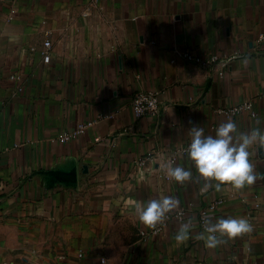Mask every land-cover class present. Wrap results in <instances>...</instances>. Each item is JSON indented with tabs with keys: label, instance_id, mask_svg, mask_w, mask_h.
<instances>
[{
	"label": "crops",
	"instance_id": "obj_1",
	"mask_svg": "<svg viewBox=\"0 0 264 264\" xmlns=\"http://www.w3.org/2000/svg\"><path fill=\"white\" fill-rule=\"evenodd\" d=\"M139 93L157 117L134 115ZM263 96L264 0H0V264H264V179L205 189L184 153L193 125L264 131ZM164 196L183 219L146 227L135 206ZM205 211L251 230L209 249Z\"/></svg>",
	"mask_w": 264,
	"mask_h": 264
},
{
	"label": "clouds",
	"instance_id": "obj_2",
	"mask_svg": "<svg viewBox=\"0 0 264 264\" xmlns=\"http://www.w3.org/2000/svg\"><path fill=\"white\" fill-rule=\"evenodd\" d=\"M234 121L228 120L218 125L214 135H205L199 125L189 128L190 143L186 149L187 157L194 165L200 178L206 181L205 189L214 186L217 190L222 185L234 189H243L246 185H253L258 179H264V174L254 170L250 162L253 145L264 149V131L253 129L250 132L239 133ZM167 175L170 179L183 184L192 177V171L180 165H168ZM178 202L168 196L153 199L147 203H138L135 210L139 221L146 227L155 228L162 223L166 214L177 207ZM205 229L199 238L207 248L212 249L222 243L223 237L236 238L251 230L249 221L239 218H219L211 222L204 220ZM191 223L180 225L176 234L177 243H183L189 238Z\"/></svg>",
	"mask_w": 264,
	"mask_h": 264
},
{
	"label": "built area",
	"instance_id": "obj_3",
	"mask_svg": "<svg viewBox=\"0 0 264 264\" xmlns=\"http://www.w3.org/2000/svg\"><path fill=\"white\" fill-rule=\"evenodd\" d=\"M43 46H44L45 51H48L51 47L49 40H45V42L43 43ZM182 57L187 59V60L193 59L192 55H190V54H183ZM217 59H218L217 56H212L209 59V63H213V62L217 61ZM18 91H20V88L18 89ZM159 105H160L159 96H158V94H153V93H139V94H136L135 96H133V98L131 100V107H132V110L134 112V115L137 118H139V117H150V118L157 117L159 115V108H160ZM243 111L249 112L251 116H254V113L252 112V109H251V105L248 102L242 104L238 108H235V109L228 111L227 114L229 116H236ZM71 137H73V135L72 136H64L63 140L68 141ZM186 149L184 150V153H186ZM143 163H144V161L142 160L139 162V165H143ZM213 209H214V206H211L208 209V211H212ZM208 211L201 213V223H202L204 229H205L204 220H205V218L208 219V216H207ZM172 217L181 221L184 217V213L179 211L176 214H166L164 220L166 221ZM158 231H159V229H153L151 232H148V233L147 232L146 233L140 232V236H141V238H145L146 236H148L149 233L156 234ZM100 262L104 263V260L101 259Z\"/></svg>",
	"mask_w": 264,
	"mask_h": 264
}]
</instances>
